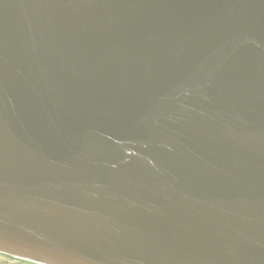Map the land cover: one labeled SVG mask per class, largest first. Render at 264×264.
I'll use <instances>...</instances> for the list:
<instances>
[{
  "label": "water",
  "instance_id": "1",
  "mask_svg": "<svg viewBox=\"0 0 264 264\" xmlns=\"http://www.w3.org/2000/svg\"><path fill=\"white\" fill-rule=\"evenodd\" d=\"M4 243L264 264V0H0Z\"/></svg>",
  "mask_w": 264,
  "mask_h": 264
},
{
  "label": "flooded vegetation",
  "instance_id": "2",
  "mask_svg": "<svg viewBox=\"0 0 264 264\" xmlns=\"http://www.w3.org/2000/svg\"><path fill=\"white\" fill-rule=\"evenodd\" d=\"M0 264H34L27 260H21L0 252Z\"/></svg>",
  "mask_w": 264,
  "mask_h": 264
},
{
  "label": "snow or ice",
  "instance_id": "3",
  "mask_svg": "<svg viewBox=\"0 0 264 264\" xmlns=\"http://www.w3.org/2000/svg\"><path fill=\"white\" fill-rule=\"evenodd\" d=\"M0 247H2L3 250H5V251H8L9 250L8 245L6 243L0 245Z\"/></svg>",
  "mask_w": 264,
  "mask_h": 264
}]
</instances>
